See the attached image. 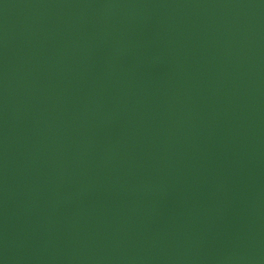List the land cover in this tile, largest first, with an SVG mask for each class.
Returning a JSON list of instances; mask_svg holds the SVG:
<instances>
[{
  "label": "water",
  "instance_id": "1",
  "mask_svg": "<svg viewBox=\"0 0 264 264\" xmlns=\"http://www.w3.org/2000/svg\"><path fill=\"white\" fill-rule=\"evenodd\" d=\"M0 264H264V0H0Z\"/></svg>",
  "mask_w": 264,
  "mask_h": 264
}]
</instances>
